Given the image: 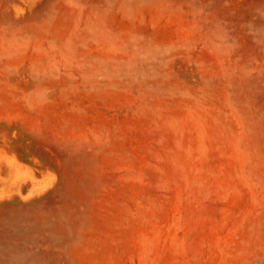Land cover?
Here are the masks:
<instances>
[{
	"label": "rangeland",
	"instance_id": "1",
	"mask_svg": "<svg viewBox=\"0 0 264 264\" xmlns=\"http://www.w3.org/2000/svg\"><path fill=\"white\" fill-rule=\"evenodd\" d=\"M0 264H264V0H0Z\"/></svg>",
	"mask_w": 264,
	"mask_h": 264
}]
</instances>
